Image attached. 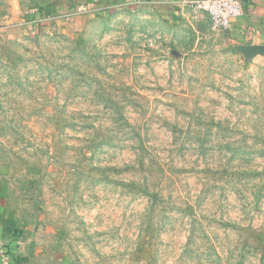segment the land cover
Returning <instances> with one entry per match:
<instances>
[{
  "label": "rangeland",
  "instance_id": "rangeland-1",
  "mask_svg": "<svg viewBox=\"0 0 264 264\" xmlns=\"http://www.w3.org/2000/svg\"><path fill=\"white\" fill-rule=\"evenodd\" d=\"M222 32L143 0H0L13 264H264V56Z\"/></svg>",
  "mask_w": 264,
  "mask_h": 264
},
{
  "label": "crops",
  "instance_id": "crops-1",
  "mask_svg": "<svg viewBox=\"0 0 264 264\" xmlns=\"http://www.w3.org/2000/svg\"><path fill=\"white\" fill-rule=\"evenodd\" d=\"M146 6L161 9L172 23L185 21L191 10L179 6L178 0H143ZM242 15L232 19L230 26L223 30L226 38L238 45L254 48L264 44V0H240ZM194 12V11H193ZM4 239V238H3ZM6 241V239H5Z\"/></svg>",
  "mask_w": 264,
  "mask_h": 264
},
{
  "label": "built area",
  "instance_id": "built-area-1",
  "mask_svg": "<svg viewBox=\"0 0 264 264\" xmlns=\"http://www.w3.org/2000/svg\"><path fill=\"white\" fill-rule=\"evenodd\" d=\"M179 6L207 16L211 26L225 30L232 19L243 14L240 0H178ZM16 244L0 236V264H13L16 260Z\"/></svg>",
  "mask_w": 264,
  "mask_h": 264
},
{
  "label": "water",
  "instance_id": "water-1",
  "mask_svg": "<svg viewBox=\"0 0 264 264\" xmlns=\"http://www.w3.org/2000/svg\"><path fill=\"white\" fill-rule=\"evenodd\" d=\"M250 53L252 55H263L264 56V44L258 47L251 48Z\"/></svg>",
  "mask_w": 264,
  "mask_h": 264
}]
</instances>
